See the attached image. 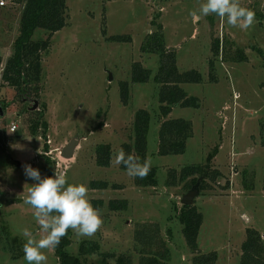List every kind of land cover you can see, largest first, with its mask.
<instances>
[{
    "label": "rangeland",
    "instance_id": "obj_1",
    "mask_svg": "<svg viewBox=\"0 0 264 264\" xmlns=\"http://www.w3.org/2000/svg\"><path fill=\"white\" fill-rule=\"evenodd\" d=\"M203 2L67 0V24L53 34L49 50L42 53L43 72L41 80L29 87L31 100H23L1 79L21 34L22 5L7 0L0 6V105L5 107L0 118V264H27L24 255L13 258L3 228L20 238V250L26 242L23 229L37 239L42 234L34 210L24 203L28 188L36 183L26 176L25 165L38 169L42 178L49 176L44 168L50 166L54 173H66L69 183L87 185L103 226L91 237L70 229L72 241L67 249L73 255H79L83 241H97L101 252L127 254L132 264H140L135 231L144 225L161 239L152 250L163 252L161 241L168 247V264H194L196 255L211 252H217L214 264H241L247 229H256L264 240V19L255 15L256 23L247 31L214 15L194 21L190 12ZM240 3L256 14L264 11V0ZM159 24L167 46L177 52L179 70L195 69L203 78L199 83L181 84L189 96L198 97L199 107L174 106L167 117L160 113L161 85L154 81L159 56L142 48ZM34 33L37 41L49 36L42 28ZM113 36L124 38L119 41ZM217 39L219 52L213 50ZM135 63L152 71L147 82L132 80ZM122 82H128L127 102L122 98ZM35 99L39 107L32 109ZM140 109L152 115L147 161L158 168L156 186L139 185L126 168L114 163L123 144L135 141L134 121ZM177 118L192 123L187 149L183 154L161 155V123ZM72 139L79 144L74 157L67 159L61 151ZM102 143L112 146L109 167L96 163V147ZM211 154V172L221 176L202 180L194 204L203 224L199 250L194 252L179 220L181 199L191 189L194 176H182V169L206 165ZM95 180L107 181L109 186L92 188ZM112 200L128 201L127 209L112 210L108 205ZM155 225H159L158 233ZM45 254L47 264H59L55 249ZM101 260L99 255H88L86 264Z\"/></svg>",
    "mask_w": 264,
    "mask_h": 264
},
{
    "label": "trees",
    "instance_id": "obj_2",
    "mask_svg": "<svg viewBox=\"0 0 264 264\" xmlns=\"http://www.w3.org/2000/svg\"><path fill=\"white\" fill-rule=\"evenodd\" d=\"M12 2L22 5L20 33L14 43V53L11 55L2 69L1 79L7 85L16 89L17 95L23 100L30 98L29 87L34 82L41 80L42 71V53L49 50L53 34L61 30L67 24L68 4L67 0H11ZM258 17L264 19V11L258 13ZM42 28L49 32L46 39L34 40L33 35L36 29ZM123 36H113L112 39L123 40ZM164 29L161 24L156 32L149 34L143 45V50L155 52L159 56V70L154 76V81L160 84L159 102L160 113L167 117L174 106L182 107H199V99L196 96H189L183 89V83H199L202 81V75L199 71L192 69L181 72L177 66V52L170 49L166 44ZM221 43L217 39L213 43V50L219 52ZM246 58L245 55L242 57ZM0 60V69H1ZM152 71L143 67L140 63H135L132 80L134 82H147L151 77ZM123 101L128 100V82H122ZM5 108V107H3ZM152 115L145 109L136 112L134 121L135 141L134 143H124L122 148L126 154L138 156L141 162L147 161L148 153V133ZM46 126V123L44 122ZM193 135L192 123L184 118L165 119L159 129V154H183L187 149V142ZM217 152V148L214 154ZM112 146L108 143H102L96 147V163L99 166L109 167L112 161ZM213 154L208 156L206 165L190 164L182 169V176H194L191 180L193 186L200 177L211 178L221 176L218 171L211 172L210 162ZM123 169L125 167L121 165ZM44 170L49 176H54L53 169L48 166ZM156 166L151 169L144 179L137 177V182L142 186H156L158 184ZM205 183V182H204ZM264 184V176H263ZM109 186L107 181L95 180L91 182L92 188L103 189ZM115 187L117 185H114ZM204 186V185H203ZM202 187V186H201ZM17 200V199H15ZM21 199H18L20 201ZM98 203L102 204V201ZM112 210L127 209L128 201L112 200L109 202ZM179 220L183 225V233L186 241L192 251L199 250L198 237L203 224V215L194 205L181 206ZM155 230L159 232V225H155ZM149 225L135 231L136 246L140 248V264H168L169 249L163 241L161 247L165 248L163 252L152 250L151 247L157 246L159 239L157 235H152ZM172 233L171 231H169ZM7 242H10V251L13 258H19L24 255L21 249L19 237L13 236L8 230H2ZM2 240L3 236H0ZM161 240V239H160ZM71 230L62 238L59 246L55 248V253L59 264H86L88 255L96 254L102 257L97 264H108L110 259L115 260V264H132V258L127 254H116L110 252H101L100 244L95 242L83 241L80 245L79 255L71 254L67 247L71 244ZM19 245L20 248L17 246ZM23 245V244H22ZM149 247V249H147ZM20 250V256L15 253ZM243 255L241 264H264V240L259 231L254 228L247 229V238L242 245ZM217 259V252L210 254H200L194 257V264H214Z\"/></svg>",
    "mask_w": 264,
    "mask_h": 264
},
{
    "label": "clouds",
    "instance_id": "obj_3",
    "mask_svg": "<svg viewBox=\"0 0 264 264\" xmlns=\"http://www.w3.org/2000/svg\"><path fill=\"white\" fill-rule=\"evenodd\" d=\"M190 15L194 21L214 15L245 31L256 23L255 12L242 6L240 0H204ZM114 163L123 165L127 175L133 178L144 179L151 169L150 161L141 162L138 156L126 154L123 149L116 154ZM25 174L36 183L28 188L24 203L34 210V219L42 233L37 239L27 228L22 230L27 264H47L45 250L59 246L69 229L81 237H91L101 229L103 218L90 202L86 184L69 183L67 174L58 171L54 176L42 178L39 170L31 165H25Z\"/></svg>",
    "mask_w": 264,
    "mask_h": 264
},
{
    "label": "water",
    "instance_id": "obj_4",
    "mask_svg": "<svg viewBox=\"0 0 264 264\" xmlns=\"http://www.w3.org/2000/svg\"><path fill=\"white\" fill-rule=\"evenodd\" d=\"M110 80H113V75L109 74ZM39 107V102L37 99L33 100V106L32 109H37ZM4 110L3 107L0 105V118L4 116ZM79 144L78 139H72L69 141L62 149L61 155L67 159H71L75 155L76 148ZM19 163V162H18ZM22 165L21 163H19ZM203 177H200L198 181L191 187V189L188 190L186 194L183 195L181 199V203L183 205H194L197 197L201 193V183H202Z\"/></svg>",
    "mask_w": 264,
    "mask_h": 264
},
{
    "label": "built area",
    "instance_id": "obj_5",
    "mask_svg": "<svg viewBox=\"0 0 264 264\" xmlns=\"http://www.w3.org/2000/svg\"><path fill=\"white\" fill-rule=\"evenodd\" d=\"M7 4V0H0V6H5ZM13 127H11V130L12 131H14V130H16V128H17V125L16 124H13L12 125Z\"/></svg>",
    "mask_w": 264,
    "mask_h": 264
},
{
    "label": "flooded vegetation",
    "instance_id": "obj_6",
    "mask_svg": "<svg viewBox=\"0 0 264 264\" xmlns=\"http://www.w3.org/2000/svg\"><path fill=\"white\" fill-rule=\"evenodd\" d=\"M29 100H31V98H28Z\"/></svg>",
    "mask_w": 264,
    "mask_h": 264
}]
</instances>
